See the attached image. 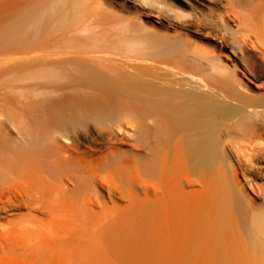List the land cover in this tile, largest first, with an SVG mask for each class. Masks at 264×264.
<instances>
[{"label":"bare ground","instance_id":"6f19581e","mask_svg":"<svg viewBox=\"0 0 264 264\" xmlns=\"http://www.w3.org/2000/svg\"><path fill=\"white\" fill-rule=\"evenodd\" d=\"M140 1L143 7L156 6L170 18L186 14L182 11L185 0ZM206 1L207 11L188 14L190 20L183 27L187 34L217 44L195 43L186 35L156 38L159 41L151 42L143 56L135 42L101 37L105 27L109 31L120 19L115 16L113 23L112 14L110 18L102 15L96 0H50L36 19L20 21L9 19L14 18L18 0H0V26L28 25L38 33L41 23H50L52 46L44 48L43 56L41 46L30 51L34 67L49 72L46 91H80L100 104L114 102L112 98L125 106L145 105L147 143L144 170L125 159L123 167L126 173L132 169L133 176H116L119 185L109 180L111 176L107 178L111 186L105 188L106 197L134 205L136 219L129 224L121 220L125 211L113 208L111 214L106 213L105 202L96 197L97 185L89 190L95 199L88 190L90 196L80 193L84 188L76 186L78 178L72 179L74 188L82 190L73 188L71 194L66 193L67 188L57 181L61 179L53 182L33 174H44L36 158L34 162L26 154L11 152L13 144L3 153L7 144L3 146L0 166L7 170L13 166L10 176L22 186L25 200L18 204L12 191L15 195H9L5 204L2 186L0 219L22 206L26 214L18 221L0 222L2 249L27 254L30 261L34 256L28 254L35 255L36 264H264V185L257 183L264 176V81L261 93L242 86L236 66H224L216 46H230L229 53L247 76H263L264 0ZM124 24L128 22L119 23L120 29ZM245 49L258 51L259 57L246 59ZM38 75L37 80L44 79ZM27 135L29 142L31 135ZM109 167L114 168L100 162L95 168L105 171ZM109 171L116 175L115 169ZM107 175L114 179L113 174ZM103 181L97 182L107 184ZM134 183L145 203L130 189ZM95 206H100L98 212L93 210ZM102 215L111 218L101 223ZM118 218L123 225L116 224ZM20 258L15 256L22 262Z\"/></svg>","mask_w":264,"mask_h":264},{"label":"rangeland","instance_id":"374dc122","mask_svg":"<svg viewBox=\"0 0 264 264\" xmlns=\"http://www.w3.org/2000/svg\"><path fill=\"white\" fill-rule=\"evenodd\" d=\"M49 1L50 0H18V2L15 4L14 18L13 16H11L9 19L12 18V20L15 19L16 21H20L25 17L27 19L34 20L36 19L35 17L39 16L40 12L48 6L47 4H49ZM96 1V6L99 5V11L101 13H104L102 15L109 14V17L112 14L110 16L112 17V22L115 16V20H118V18L120 19L118 20L119 22L117 21L118 24L114 20L113 23L116 24H112L115 27H110L111 29L114 28L112 31L111 29H108L109 31H107V27L109 26L105 27V32H107L106 34L105 32L102 33L101 37L108 38L110 40H113L115 37L116 39H114L113 41H119L120 37L122 40L124 39V42H127L128 40L131 43H137V45L134 43L135 47L141 46L140 49L143 50L142 53L138 52L140 57L142 55L145 56L144 51L146 54V50L151 49V42L153 44L156 41L164 39V37L166 39L174 37L176 38L180 35H186L190 38L191 41L195 43L217 44L203 38L202 36L191 35L190 33L187 34L183 27L184 25H187L188 21L190 20L188 14H198L200 13L199 11H207L206 0H185V4L182 5V11L187 15L184 14V17L182 14L180 17H177V19L160 14L156 6L146 8L143 7L140 3V0ZM100 3L102 4V6H100ZM7 14V12L3 13L4 19L8 18L4 16ZM158 14L162 16L160 17ZM121 20L123 22H120ZM124 21L128 22V24H124L123 26L125 27H122V29H120L122 24L125 23ZM119 23L121 24V26L119 25ZM229 24L232 25V23L230 22ZM116 25L120 26V30L124 29L122 31L123 35L122 33L120 34V30L118 31V27ZM19 26L20 25H17L16 27ZM131 26H133L134 29L133 27L131 28ZM31 28L32 27L30 26L29 28L28 25L21 26L19 28H15V26L12 28L6 27L5 25L0 26V147H2L0 148V151H2V149L4 148L3 146H6L7 144L6 148H4L2 152H8V146L10 144H13L9 146L10 150L11 148H13L11 152L15 151L19 156L21 155V153L23 155L26 154V157L29 156L30 158L32 157L31 159L34 158V162L36 158L37 160L35 163L37 166L39 164V166L43 168L44 174H39L37 172H34L33 174L44 175L48 179H51L50 181L53 182L58 178L61 179V182L59 180L57 181L61 184V186L64 184L62 188H67V191L65 190L66 193H72L75 189L76 191H79L77 189L81 187L84 188V191H81L80 193L83 192L86 194V191L88 190L87 193H90V195L92 194L93 196V191L89 192V190H91L92 185H97V190L94 188V186L92 190L95 189L96 191H98L96 197H98L99 195V200L103 199L101 201L105 202L102 203L104 204V208H107V214H111L108 212H112L113 208H115L120 210L121 212H126V216L122 217L121 219L123 224H129L133 222V220L135 221L136 218L134 217V205L128 203V201L126 200H109L108 197H106V189L111 186V183H108L107 181V178L110 176V179H108H112L114 184L115 182H118L116 185L121 184L119 182L120 177L126 178L127 174H131V176H133L132 169L129 170L130 173L128 171L126 173L123 167V160L127 159L130 163H132L133 166L141 170L145 169V156L147 152V143L145 141V105L125 106L121 105L120 103H116L117 100L112 98L111 101L114 102L109 101L107 103L100 104L97 103L95 99L86 96L83 92L80 91H66L62 93L57 92L56 94L49 91V89L46 91V88L44 89V87L47 86L45 84H47L49 72L46 69H41V66L34 67V63L30 59L33 57V55L30 54V51L36 50V47L41 46L43 48L39 52L41 53V55H45L44 48H46L52 42V40H54L53 32L51 30V25L48 20L41 23L38 29V33L37 31L33 30L36 29L35 27L33 29ZM130 28L132 30H130ZM32 31L33 34L34 32H36V36L35 34H31ZM117 31L119 33H117ZM165 32L167 33L165 34ZM206 32H203V35H208L205 34ZM103 34H105V36ZM119 34L120 36L117 37V35ZM156 38L160 39L157 40ZM216 46H218L217 54L219 55L222 64L230 68L236 66L235 73L237 74V78L241 81L242 86L247 87L255 94L257 91L258 93H261L262 91L260 90V85L264 81V75L258 76L256 78L247 76L242 71V66L240 65L238 60L229 53L228 48H230V46L228 48H224L219 45ZM22 51L24 52L22 53ZM244 53L245 58H249V60H256L259 57V52L256 50L252 51L250 49H245ZM35 58L36 57H34V59ZM36 72H40V76L38 75L39 73L37 74ZM37 75L38 77L44 78L46 81L44 79H42V81L39 78L37 80ZM41 86L43 87L41 88ZM25 128L29 129L27 130L28 132ZM21 131L25 134H23ZM33 131L36 133H34ZM21 133L23 134V136ZM27 133L31 135V137H29V142L25 139ZM35 135L39 138H35ZM24 139L27 142H25ZM47 140H49V142ZM37 146L39 148H35ZM43 148L44 150L42 151ZM32 149L34 150L33 152ZM41 155L43 157H41ZM59 157H62V160ZM57 159L60 161L59 164L57 163ZM33 161L32 164L34 163ZM100 162H104L107 165L109 164V166H112L113 164V169L116 170V175L114 176V172L109 171L113 170L112 167H109L107 170H105L106 172L104 170H99L98 168H95L96 164ZM52 163L56 167L53 166ZM62 164H64L65 166ZM2 167L1 168L4 170L0 168V189L2 186L4 187V189L3 187L1 189L4 192L2 199L4 200L3 202L7 204V199L9 195L14 196L16 194L17 196H14L15 200L18 201V204L22 205L23 200H25V193L22 186L20 187V183L14 182L10 176L11 172L13 171V166H9V170H7L8 168H6V166ZM50 169L52 172L50 171ZM94 170L97 172V174L92 173L94 172ZM103 172L107 174H113L114 179L112 175H107ZM4 175H6V177H4ZM52 176L55 177L53 178ZM116 176L119 178H117ZM70 177L71 179H69ZM76 178H78L79 181H77L78 179ZM93 178H95V182L93 181ZM98 178H100L101 181H106L107 184L99 183L101 181ZM125 178L123 179V182L126 181ZM128 178L129 177H127V179ZM72 179L74 181H77L76 186L78 185L80 187L74 188L75 184L73 183ZM96 179L99 182H97ZM79 182H81V185L79 184ZM257 183L260 185H264V176H262V178H260ZM102 185H104L105 187ZM98 186L102 187L99 188ZM136 186L137 185L134 183L133 186L131 185L129 187L131 190H134V192L136 191L137 196H139L141 202L145 203V201H143V194L139 192L140 187ZM15 187L16 190H14ZM8 188H11L12 190ZM12 191L15 194L12 193ZM65 191L63 190V192ZM5 195L7 196L5 197ZM93 198L94 196L91 197V199ZM95 207L96 208L94 209L93 207L91 208L94 211L98 212L100 210V206ZM25 214L26 210L22 206L17 210H12L10 213L7 212L6 214L2 215L7 220L18 221L24 218ZM38 218L42 219L43 217L39 216ZM110 218L111 216L102 215L99 217V221H101V223H105ZM120 218H118L119 222L115 221L116 224L118 223L117 225H120L121 223ZM6 219H0V222L6 224ZM18 252H15V250L13 251V249H2V247H0V264H18L16 262H19V259H15V256L16 258H20L21 256V254H19ZM14 253L17 254L15 255ZM28 255L31 256H28L29 258H32L33 256L34 258H32L30 261V259L26 257L27 254H23L22 256L24 258L21 256L20 260H22V262L20 261L19 264H23L24 262L26 264H36L37 259L35 258V255H32L30 253ZM33 259L36 262H34ZM29 261L31 263H29Z\"/></svg>","mask_w":264,"mask_h":264}]
</instances>
